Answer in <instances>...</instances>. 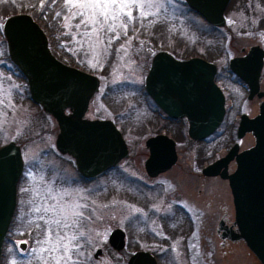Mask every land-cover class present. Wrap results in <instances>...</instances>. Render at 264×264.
<instances>
[{
  "label": "rangeland",
  "instance_id": "1",
  "mask_svg": "<svg viewBox=\"0 0 264 264\" xmlns=\"http://www.w3.org/2000/svg\"><path fill=\"white\" fill-rule=\"evenodd\" d=\"M183 1L152 0V7L149 9L151 14L147 17L138 16V10L133 9L134 19L126 33L119 29V39H114L117 33H107L103 43H98L95 37L89 39L81 35L83 28L70 30L63 27L62 18L55 16V12L62 11L60 6L44 13L50 26L57 32L56 47L67 63L83 67L81 69L101 78L100 90L91 99L86 117H110L115 120L130 148V157L122 160L113 171L96 182L86 181L81 177L70 158H60L53 153L52 148H55L59 132L56 119L29 100L28 85L14 73L13 66L4 59V48H0V145L16 142L21 146L25 159V169L19 183L17 211L4 244L6 249L3 264H43L32 251L38 247L37 241L43 238L44 233L43 222L38 219L40 213L33 211L41 201H45L44 206L57 202L66 203L72 199L87 204L79 227L91 229V246H103L110 230L116 228L189 229L184 216L170 200L176 198L175 191L178 196L183 195V200L193 207L196 216L198 230L194 235L196 244L193 253L196 260L192 264H262L260 260L257 262L254 254L246 253L248 249L244 244H221L222 239L216 233L220 220L225 217L226 220H235L229 184L220 178H202L182 169L189 168L191 164L190 152L181 153L178 171L171 175L175 180H171L172 190L167 196L169 199L163 201L157 191L145 188V183L153 184L146 179L144 170L145 140L158 127L157 116L147 109L140 87L151 63L152 50L169 49L179 58L203 55L216 58L222 66L224 58L218 57V45L225 35L230 36V41L224 45V49L226 47L232 54H240L241 49H249L256 44L264 47V0H241L239 9L235 3L229 11L227 26H217L218 29L194 16ZM246 1L253 4V9L244 7ZM195 18L198 24L193 25L190 20ZM76 22L78 21L73 23ZM128 34L131 35L130 39L120 43L118 50L114 52V43L125 39ZM109 39L111 43L108 42ZM1 44L0 42V47ZM5 63H8L7 69ZM231 91L233 92L232 89ZM240 99L236 100V106L230 107L227 123L219 127L217 133L215 131V134L207 137L205 142L191 143L189 135L174 133L181 141L180 150L184 151L186 146L194 152L204 150L205 154H210L211 161L225 153L234 141L233 134L234 138L236 136L235 115L240 105L244 106L243 97L240 96ZM255 106L257 112L258 104ZM254 143V137L247 135L241 148ZM232 167L234 168L233 165ZM65 191L72 192L73 196H65L60 201V194ZM76 193L83 199L76 196ZM53 196L56 199H52ZM37 224L41 228H37ZM19 241H26L29 246L26 252H21L28 257L25 261L19 260L12 249ZM182 247L180 239L179 264H190L184 258Z\"/></svg>",
  "mask_w": 264,
  "mask_h": 264
},
{
  "label": "water",
  "instance_id": "2",
  "mask_svg": "<svg viewBox=\"0 0 264 264\" xmlns=\"http://www.w3.org/2000/svg\"><path fill=\"white\" fill-rule=\"evenodd\" d=\"M218 27L226 24L224 12L229 0H186ZM10 59L25 76L32 100L57 121L60 131L56 146L75 159L78 171L93 178L110 167L118 166L130 156L122 131L112 120L86 118L90 101L99 91L100 78L58 59L49 45V38L35 20L25 12L9 16L2 25ZM258 54V72L264 51ZM235 61L232 68L235 69ZM217 67L202 58L177 59L166 51L157 53L147 77L146 89L161 109L173 118L186 117L189 135L202 140L212 135L226 114V99L215 81ZM255 91L257 89H254ZM66 109L71 113L67 114ZM253 132L256 143L239 153V144L206 167L210 176L221 174L229 180L236 209L239 233L264 264V102L255 118L243 115L238 137ZM150 150L146 168L151 176L172 167L178 158L176 142L167 135L147 140ZM236 159L237 168L227 172L228 164ZM24 169L21 146L11 141L0 147V264L2 249L17 207L18 184ZM223 169V170H222ZM116 228L112 237L122 236ZM115 244V243H114ZM25 243H21L25 247ZM149 258L146 252L133 256L131 264Z\"/></svg>",
  "mask_w": 264,
  "mask_h": 264
},
{
  "label": "flooded vegetation",
  "instance_id": "3",
  "mask_svg": "<svg viewBox=\"0 0 264 264\" xmlns=\"http://www.w3.org/2000/svg\"><path fill=\"white\" fill-rule=\"evenodd\" d=\"M240 1V2H239ZM243 1V0H242ZM241 0H229L224 16L226 19V24L223 27H226L228 24V19H229V11L231 10L232 5L237 3L238 8H241L240 4H242ZM186 8L196 15L198 18H200L201 21H203L205 24L209 26H213L217 28L214 24L209 22L202 13H200L197 9L193 8L190 6V4L184 0L183 1ZM244 7L247 9H253V4L246 1L244 2ZM193 25L198 24V22L195 19L190 20ZM221 27V28H223ZM220 28V27H218ZM217 28V29H218ZM262 30H264V27H262ZM131 35L128 34V37H126L123 40H117L114 45H113V51L114 49L118 48L120 46V43L129 40ZM230 36L225 35L222 37V41L220 43L221 46H219V52H218V57L224 58V65L220 66L219 62L216 58H208L203 55H191L190 57L187 58H179L175 54H173L169 49H153L151 52V63L147 67L146 70V75L144 78V83L140 87V94L142 96V99L147 105V109L149 111H152L153 113L156 114V125L158 128L156 130H152L149 136L146 137L145 140V161H144V170L145 174L147 176V180H149L152 183H145V188L149 189L148 191L155 190L159 194V198L162 199L163 201H166V198L168 195L171 194V180H175L173 176V172L176 170L178 171L177 167L180 164V159H181V153L185 152H190L192 154V161L189 166V168H182L188 172V170L191 172V174L194 172L196 174L193 175H198L199 177L202 178H220L221 180L227 181L229 184L228 179H225L221 176V174L216 175V176H210L205 173V169L207 166H209L212 162L215 160L221 158L224 156L229 150L235 145L239 144V153L243 150H247L251 147H253L252 144L246 148H241V143L244 140V138L247 135H252L256 141V138L253 134V132H246L243 137L239 138L238 137V130L240 127V123L242 120L243 115H247L249 118H255L258 116L260 112V105L264 102V84H263V77H264V55H263V64L262 68L260 70V74L258 72V62L260 61L258 54H252V49L253 47L259 46L263 51L264 47L260 44H256L254 46H251V48L246 49L243 48L241 49L240 54H232L227 51L226 47L224 49V45L230 41ZM158 48V47H155ZM161 51H166L169 52L170 54H173L176 58L181 59V60H186L189 58H202L210 63H213L217 67V73L215 76V81L219 85V87L222 89L225 95L226 99V114L224 117V120L222 122L221 127H223L227 123V119L230 117V107L231 106H236V100L240 99V96L243 97L244 101V106L242 107L240 105V109H237L236 112V118L237 120H234L235 126V138H234V131H233V139L234 141L230 146L224 151L225 153H221L215 160L211 161V156L210 154L204 153V150H197L198 152H194L191 148L187 147L184 148V151L180 150L181 146L180 139L176 137V135H189V121L186 117L184 118H173L169 116L167 113L163 111V109L160 108V106L155 102V100L152 98V96L149 94V92L146 89V82H147V77L149 75L150 69L152 67L153 59L155 55ZM236 59L235 61V69L232 68V61ZM65 62V61H64ZM67 63V62H65ZM69 64V63H67ZM71 65V64H69ZM72 66H75L72 64ZM101 79V78H100ZM231 85V86H230ZM233 90V92L231 91ZM254 89H257L256 91ZM239 92V93H238ZM144 97V98H143ZM149 102V103H148ZM259 102V103H258ZM258 104V111L256 112V106ZM248 106V107H247ZM90 110V108H89ZM46 113V112H45ZM66 113L70 114L71 110L66 109ZM89 113V112H88ZM87 113V114H88ZM253 113V114H252ZM47 115L51 116L52 115L46 113ZM98 119V118H95ZM101 120H113L112 118H99ZM116 123V122H115ZM58 124V123H57ZM59 127V125H58ZM149 127V124H148ZM220 127V128H221ZM220 128L215 132L217 133ZM60 131V128H59ZM59 133V132H58ZM176 135H175V134ZM214 133V134H215ZM158 135H167L170 138L174 139L176 142V150H177V161L176 163L170 167L169 169L160 172L159 174L155 176H151L146 168V161L149 158L150 155V150L147 146V140L151 137L158 136ZM183 135V136H184ZM58 136V134H57ZM210 137V136H209ZM208 137V138H209ZM57 138V137H56ZM190 142H205L206 139L202 140H195L192 139L189 135ZM237 138V139H236ZM185 147V146H184ZM192 147V146H190ZM53 153L57 155V157L60 158H70L72 160V163L74 167L76 168L77 172L86 179V181H98L101 177L109 173L110 171H113L115 167H110L104 170L102 173L99 175L89 178L83 176L77 169L75 159L70 155L66 153H61L55 144V148H52ZM217 155V154H216ZM206 156V157H205ZM204 157V158H203ZM197 160V161H195ZM234 166V168L232 167ZM237 168V162L236 159L232 160L228 166H227V172L228 173H233L235 169ZM25 169V167H24ZM223 170V169H222ZM180 172V171H179ZM187 172H183L186 173ZM188 172V173H190ZM24 173V172H23ZM177 173H175V176ZM23 176V175H22ZM230 187V184H229ZM231 190V187H230ZM145 191V192H148ZM176 192V198L175 199H170L172 203H174V207L178 212H181L182 215L185 218V222L188 224L189 229H121L124 233L123 240H124V245L119 248L120 245V240H121V235L119 234L117 237H112L113 232L116 229H111L110 232L107 235L106 242L103 246L99 245H93L91 246L90 244V233L91 229H81L84 234H85V239L81 241L83 244V252L84 256L81 257V264H131V259L133 256L137 255L140 252H146L149 256V258H145L144 260L140 261V264H179L181 259L179 258L178 250H179V240L182 239V244H183V250H184V258L187 261H190V264L193 263V260H196V258H193V253H195V237L194 235L197 232V221H196V216L193 207H191L189 204H186L187 202L183 200L184 198L182 197L183 195L178 196V192ZM232 193V190H231ZM169 199V198H167ZM232 200H233V194H232ZM233 217L235 220L230 221L226 220V217L220 220L219 227L216 229L217 235H219L222 239L221 244L222 245H228L231 243H240L244 244L248 251L246 252L247 254H254V256L257 258V262L259 261V258L255 255V253L250 249V247L247 245L245 240L235 238L234 235L239 233V227L238 224L236 223V210H235V205L233 201ZM37 231V229H33V231ZM183 235V236H180ZM6 242V241H5ZM21 242L19 241L16 244V247H12L14 250V253L19 260L25 261L26 258L24 255H22L21 252H26L29 249L28 243L26 242L25 247L21 246ZM115 243V244H114ZM5 244V243H4ZM5 249L6 247H3L2 251V258L4 257L3 255L5 254ZM114 259V260H111ZM189 263V262H188ZM1 264L2 261H1Z\"/></svg>",
  "mask_w": 264,
  "mask_h": 264
},
{
  "label": "snow or ice",
  "instance_id": "4",
  "mask_svg": "<svg viewBox=\"0 0 264 264\" xmlns=\"http://www.w3.org/2000/svg\"><path fill=\"white\" fill-rule=\"evenodd\" d=\"M49 3L61 7L62 11L55 12V16L62 18L63 27L70 30L83 28L81 35L89 39L95 37L98 43L104 42L107 33H117L114 39H119V29L126 33L134 19L133 9L138 10V16L147 17L152 7V0H49ZM43 6L44 0H41ZM108 42L111 43V39ZM75 195L80 196L79 193ZM65 196L71 197L73 193L65 191L60 194V201ZM51 198L56 199L54 196ZM80 199L83 197L80 196ZM44 204L45 201H41L33 208L34 212L40 213L38 219L43 222L44 233L43 238L37 241L38 247L32 251L43 264H81V257L84 256L81 241L85 239V234L79 226L87 204L76 199L48 206ZM37 228L41 225L37 224Z\"/></svg>",
  "mask_w": 264,
  "mask_h": 264
},
{
  "label": "trees",
  "instance_id": "5",
  "mask_svg": "<svg viewBox=\"0 0 264 264\" xmlns=\"http://www.w3.org/2000/svg\"><path fill=\"white\" fill-rule=\"evenodd\" d=\"M54 7L56 8L59 6L57 4L51 5V3H49V0H44V6L43 7H41V0H7L6 2H0V42L2 43L1 44L2 47H0V48H4V50H5L4 59L6 58L7 62L13 66L12 69H14L13 70L14 73L17 74L20 78H22L24 80L25 84H27L25 77L23 76L21 71L14 65V63L11 61V59L8 55L7 44H6V40H5L3 31H2V23L9 16L16 14V13H19V12H26V13L31 14L38 21V23L42 26V28L45 30V32L47 33V35L49 37V41H50V47H51L53 53L60 60L67 62L64 59V56H62L60 54L59 49H57V47H56L57 42H56L55 34L57 35V32L54 31L55 30L54 27L50 26L48 20L44 16V13L46 10L51 11L54 9ZM48 9H50V10H48ZM218 46H221V45H218ZM8 63H5V65H4L5 69H7L6 64H8ZM81 68H83V67H81ZM6 72L10 73L9 70H7ZM14 73H11V74L14 75ZM28 97H29V100H31L29 94H28Z\"/></svg>",
  "mask_w": 264,
  "mask_h": 264
}]
</instances>
